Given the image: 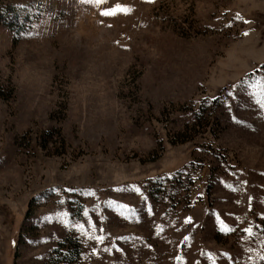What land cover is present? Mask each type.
Instances as JSON below:
<instances>
[{
	"label": "rangeland",
	"instance_id": "rangeland-1",
	"mask_svg": "<svg viewBox=\"0 0 264 264\" xmlns=\"http://www.w3.org/2000/svg\"><path fill=\"white\" fill-rule=\"evenodd\" d=\"M4 7L0 264H264V0Z\"/></svg>",
	"mask_w": 264,
	"mask_h": 264
},
{
	"label": "trees",
	"instance_id": "trees-1",
	"mask_svg": "<svg viewBox=\"0 0 264 264\" xmlns=\"http://www.w3.org/2000/svg\"><path fill=\"white\" fill-rule=\"evenodd\" d=\"M5 9H7L6 12H10L9 10H11L17 13L16 9L14 8L4 7V9L0 8V16L3 14L2 10ZM0 22H2L1 19ZM8 96L4 95V92L0 91V98H8ZM52 253L55 255V257L52 256L49 259V264H51L53 260H56L58 263L73 264L82 255V245L77 238L66 237L57 244V247L52 251ZM56 261L55 263H57Z\"/></svg>",
	"mask_w": 264,
	"mask_h": 264
}]
</instances>
